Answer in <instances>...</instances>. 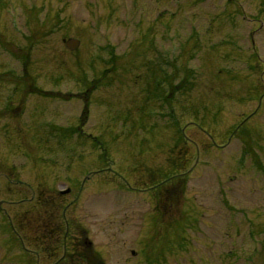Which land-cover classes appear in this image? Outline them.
I'll use <instances>...</instances> for the list:
<instances>
[{
  "label": "rangeland",
  "instance_id": "1",
  "mask_svg": "<svg viewBox=\"0 0 264 264\" xmlns=\"http://www.w3.org/2000/svg\"><path fill=\"white\" fill-rule=\"evenodd\" d=\"M0 111V264H264V0H0Z\"/></svg>",
  "mask_w": 264,
  "mask_h": 264
},
{
  "label": "flooded vegetation",
  "instance_id": "2",
  "mask_svg": "<svg viewBox=\"0 0 264 264\" xmlns=\"http://www.w3.org/2000/svg\"><path fill=\"white\" fill-rule=\"evenodd\" d=\"M2 113H3V111H0V114H2ZM2 169H3L2 166H0V178L2 177V179H8L7 178V175L5 174V172H3ZM11 172L13 173V170ZM17 182H19V181H17ZM69 194H70V190L67 193L58 192V193H55L52 196H48V195L47 196H48L49 199H52V201L50 202V204H54V203L56 204V201L57 200L59 201L58 203L61 204L62 201L60 200V198H63L65 196H68ZM45 202L48 204L49 201L47 202V200H45ZM37 204L39 206H45V203L41 202L40 199H38ZM50 204H48V205H50ZM66 209H67V206H64V211H62V213H61L63 216H65V214H66V211H67ZM64 220H65V226L68 227L69 226V223H70L69 220L68 219H64ZM66 232H67V230H66ZM64 240L67 241V238H65ZM81 242L85 246L84 249L86 248V250H89V248L91 246L90 243L88 241H86V240H81L80 241V238H79V240H78V242H76V244L77 243L78 244H81ZM81 249H82L81 251L87 252V251L83 250V248H81Z\"/></svg>",
  "mask_w": 264,
  "mask_h": 264
},
{
  "label": "water",
  "instance_id": "3",
  "mask_svg": "<svg viewBox=\"0 0 264 264\" xmlns=\"http://www.w3.org/2000/svg\"><path fill=\"white\" fill-rule=\"evenodd\" d=\"M65 46L68 50L74 51L79 46V41L73 38L64 40Z\"/></svg>",
  "mask_w": 264,
  "mask_h": 264
}]
</instances>
